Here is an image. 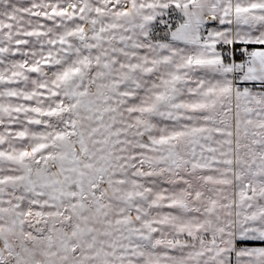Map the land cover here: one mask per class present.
Wrapping results in <instances>:
<instances>
[{"label":"snow or ice","instance_id":"obj_1","mask_svg":"<svg viewBox=\"0 0 264 264\" xmlns=\"http://www.w3.org/2000/svg\"><path fill=\"white\" fill-rule=\"evenodd\" d=\"M237 241L264 0H0V264H264Z\"/></svg>","mask_w":264,"mask_h":264},{"label":"rangeland","instance_id":"obj_2","mask_svg":"<svg viewBox=\"0 0 264 264\" xmlns=\"http://www.w3.org/2000/svg\"><path fill=\"white\" fill-rule=\"evenodd\" d=\"M237 247H264V241H237Z\"/></svg>","mask_w":264,"mask_h":264},{"label":"built area","instance_id":"obj_3","mask_svg":"<svg viewBox=\"0 0 264 264\" xmlns=\"http://www.w3.org/2000/svg\"><path fill=\"white\" fill-rule=\"evenodd\" d=\"M240 57L239 56H237V59H239Z\"/></svg>","mask_w":264,"mask_h":264}]
</instances>
